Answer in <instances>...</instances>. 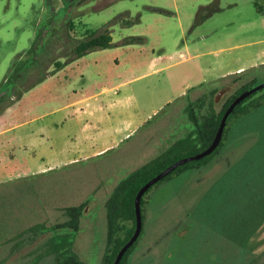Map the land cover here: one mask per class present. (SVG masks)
<instances>
[{
  "label": "rangeland",
  "instance_id": "rangeland-1",
  "mask_svg": "<svg viewBox=\"0 0 264 264\" xmlns=\"http://www.w3.org/2000/svg\"><path fill=\"white\" fill-rule=\"evenodd\" d=\"M212 1L0 0V86L16 83L13 90L6 87L0 91V104L15 99L37 77L53 69L55 60L68 58L75 44L91 32L107 29L115 43L128 36H152L146 43L121 45L116 54L114 50H94L88 57L89 69L95 56L108 71L109 85L121 83L92 99V106L110 103L113 121L119 111L127 118L149 116L131 136L98 155L73 161L68 158L71 153L61 152L67 144L60 139L56 152L35 160L31 172L25 174L18 173L21 170L10 162L16 147L6 138L0 140V264H56L58 249L52 236H65V230L51 228L66 219L64 207L82 203L78 230L71 232L66 247L84 264H103L107 250L105 204L117 184L159 156L180 159L193 155L189 104L201 122L206 107L219 108L225 99L227 91L217 98L213 88L230 85L232 92L239 82L254 78L258 85L264 81L262 67L243 72L238 79L214 80L200 69V58L205 61H201L202 67L205 63L210 66L214 57L236 51L235 44L251 38L235 32L254 15L253 0H218L220 10L193 25L199 7ZM42 43L46 45L39 56L40 66L20 79L19 70L37 56ZM152 58L159 60L156 67L150 66ZM78 80L75 87L83 82ZM195 81L202 83L200 92L192 88L186 95L180 94V87ZM54 83L48 93H56L57 98L45 104L47 110L59 107L74 86L71 82L61 84L62 80ZM46 96L42 92L29 96L14 114V121L22 123L41 112H35L32 105L38 106ZM165 100L169 103L162 105ZM71 112L59 111V118L70 121ZM96 120L95 116L91 122ZM35 124L32 121L17 132ZM228 131V138L210 161L169 176L146 193L149 207L143 210L141 233L125 264H264V221L248 240L235 231L226 235L213 232L211 228L221 224H167L164 237L151 244L155 234L151 228L156 226L148 224L151 217L175 221L191 215L239 216L244 207L241 202L252 200V192L244 185L264 164V105L238 118ZM82 145L88 147L89 142ZM122 223L125 228L132 224ZM124 230L117 232L120 238ZM148 246L150 250H145Z\"/></svg>",
  "mask_w": 264,
  "mask_h": 264
},
{
  "label": "crops",
  "instance_id": "crops-1",
  "mask_svg": "<svg viewBox=\"0 0 264 264\" xmlns=\"http://www.w3.org/2000/svg\"><path fill=\"white\" fill-rule=\"evenodd\" d=\"M254 10V15L242 22L239 29L235 32L236 36L246 34L251 36V38H248L246 42L241 44H235L236 51L228 53L222 56V58L214 57L210 66H207L205 63L202 67L201 61L205 62L204 59L200 58L198 60L200 69H203L204 73L209 74L210 80L228 78L230 76L238 79L244 74L243 72L259 67L264 68V14L258 13L255 7ZM148 37L152 38V36ZM120 47L121 45H115L96 51L107 52L114 50L113 52L116 54L120 50ZM94 52L91 51L66 64L55 73L48 75L43 81L24 92L19 100L8 106L0 114V121L3 122V124H0V140L6 138L9 144L16 147V152L10 156V162L16 165L14 169L17 167V169L21 170L18 173L25 174L31 172L32 168L30 166L35 160L44 159L43 155L54 154L60 139L67 144L66 148L64 147L60 151L71 153V156L68 157L70 158L69 161L84 159L89 156L98 155L117 145L131 136L134 131L144 126L148 121L149 116L127 118L126 116L122 117L121 111H119L114 122L110 114V103L105 104L101 101V103L95 106L91 105L90 101L92 99L109 93L111 89L121 84L109 85L108 78H106L109 73L98 60H95L97 59L95 56L94 66L91 67L92 69H89L91 62L88 57ZM114 61H117V58ZM158 61L157 58H152L150 66L156 67ZM88 69L89 71L86 73ZM159 69L161 67L155 68V70ZM95 75L96 78L93 80ZM80 78L83 82L75 87L73 83L78 79L80 80ZM58 80H62L61 84L71 82L74 85L71 96L66 100L62 98V103L59 107L47 110L48 108L45 104L50 103L54 97L57 98L56 93H48V87ZM54 85L57 84L54 83ZM192 88L200 92L202 83L200 81L189 82L180 87V94L186 95ZM36 92L47 94L44 100H39L38 106L32 105V109L35 112L38 109H42L41 112L34 114L31 119L26 118L22 123H16L14 121V114H18V111H21L20 106L22 102ZM166 103L168 104L169 101L165 100L162 102V105ZM66 109H71L72 111V114L69 115L70 121H67L65 118L63 120L59 118L61 116L58 112ZM114 110H121V108L115 107ZM52 114H55L54 117L51 116ZM95 116L97 120L91 122V119H94ZM48 117L50 120L46 121ZM32 121H36L37 124L32 125L33 127L29 126L21 134L17 132L22 126L30 124ZM87 141L89 142L88 147H83L82 143ZM173 223L221 224V226H213L211 228L213 232L219 235H226L233 231L231 226H227V224L233 223V219L230 217L191 215L172 221L171 219H162V217L154 216L148 219V224L156 225L155 228L153 226L151 228L155 232L151 238V244L156 245L164 237L166 233L164 225ZM144 249L150 250V247H144Z\"/></svg>",
  "mask_w": 264,
  "mask_h": 264
},
{
  "label": "trees",
  "instance_id": "trees-1",
  "mask_svg": "<svg viewBox=\"0 0 264 264\" xmlns=\"http://www.w3.org/2000/svg\"><path fill=\"white\" fill-rule=\"evenodd\" d=\"M254 7L258 13L264 14V0H253ZM220 10V6L218 5V0H213L212 2L201 5L195 15L193 25H199L203 22L208 16L212 13ZM128 24L131 22L128 21ZM147 38L145 36L135 35L128 36L123 38L119 43H114L112 41L111 34L107 29L102 32H91L90 35L81 39L75 46L73 47L72 54L66 58L64 61L55 60L53 63V69L46 72L44 75L36 78L34 82H32L29 86H26L22 92H20L15 99L9 100L6 103H2L0 107V114L11 104L20 99L22 94L26 92L28 89L37 85L41 81H43L48 75L54 73L55 71L61 69L66 64L74 61L75 59L91 52L94 50H100L105 48H110L115 45H127L132 43H146ZM46 45V44H45ZM43 43L40 47H37L38 50L37 56L29 59L26 64L19 70V78H26L33 70L37 69L40 66L39 56L43 53L42 49L45 46ZM42 51V52H41ZM254 78L250 80H246L244 82H239L236 85L235 89L231 92L227 91L225 93V99L223 100L221 106L219 108H215L212 105H209L205 109V113L201 116V122L197 119L196 115L193 114L192 104H189V121L191 125V132L189 133L190 137L193 136L195 138L194 151L192 154L198 153L205 148H207L212 142L217 129L220 124V120L226 111L227 107L230 103L242 92L247 91L254 84ZM252 83V85L249 84ZM16 83L11 82L7 86L3 87V84L0 86V91H3L4 88H8L10 91L13 90ZM220 88H213L212 93L216 94ZM2 99L0 98V101ZM200 104V103H199ZM264 105V88H261L247 97H245L242 101H240L230 112V114L226 118L224 130L221 136V139L217 145V147L207 156L202 157L197 160L189 161L183 163L176 168H174L169 174L165 175L163 178L159 179L156 183L150 186L142 195L140 199V212H141V224L143 219V210L149 204L148 200H145L146 193L158 182L164 180L165 178L172 176L174 174H180L186 169L200 167L210 161L215 154L218 153L220 146L229 136V127H232L241 116L246 115L247 113L258 109L260 106ZM170 151L167 150V152ZM179 157L176 158H168V157H158L157 159L151 161L150 163L142 166L131 174L127 175L124 179H122L117 186L114 188L110 197L106 201V216H107V250L103 257V264H113L114 259L121 249V247L129 240L135 230V206L134 199L139 188L146 183L150 178L158 174L164 168H166L171 163L175 162ZM252 192V200L250 201H242L241 204L244 207L240 208L239 216H221V217H230L233 219L232 224L227 225H236L237 227H232L233 231L237 233V235L244 236L245 239H249V237L254 233L255 229L264 221V164L260 169H258L253 177L246 181V185H244ZM85 203H82L77 206H68L64 207V212L67 217L61 223H57L52 226L51 229L62 228L65 230V236L55 235L52 236V239L57 243V254H56V264H84L78 256L73 253V251L66 247L71 243V232L74 233L78 230L79 220L82 209ZM130 221L132 224L130 227L125 228L124 225L120 223ZM122 223V224H123ZM243 225V226H241ZM125 229L123 232V236L120 238L117 235L119 230ZM232 231V233H233ZM141 233V230H140ZM140 236V234H139ZM138 236V237H139ZM137 239L133 242V244L128 247V249L122 255V258L119 264H125L126 258L131 251V249L135 246ZM57 238V239H56ZM245 245V244H243Z\"/></svg>",
  "mask_w": 264,
  "mask_h": 264
},
{
  "label": "water",
  "instance_id": "water-1",
  "mask_svg": "<svg viewBox=\"0 0 264 264\" xmlns=\"http://www.w3.org/2000/svg\"><path fill=\"white\" fill-rule=\"evenodd\" d=\"M231 88L230 85H225L223 87L220 88V90L217 92L216 96L217 98H220L226 91H228ZM264 88V81L262 83H259L258 85H255L254 87L248 89L247 91L242 92L240 95H238L231 103L230 105L227 107L226 111L224 112L221 120H220V124L219 127L217 129V132L212 140V142L210 143V145L205 148L204 150L193 154L191 156L185 157V158H180L177 159L175 162L171 163L170 165H168L166 168H164L162 171H160L158 174H156L155 176H153L152 178H150L146 183H144L139 190L136 193L135 199H134V206H135V230L132 234V236L129 238V240L121 247V249L118 251L113 264H119L122 255L124 254V252L128 249V247H130L133 242L137 239V237L140 234V230H141V212H140V199L143 195V193L150 187L152 186L154 183H156L159 179L163 178L165 175L169 174L174 168H176L177 166L189 162V161H193V160H197L200 159L202 157L207 156L208 154H210L218 145L223 130H224V126H225V122H226V118L227 116L230 114V112L233 110V108L240 102L242 101L245 97H247L249 94Z\"/></svg>",
  "mask_w": 264,
  "mask_h": 264
}]
</instances>
